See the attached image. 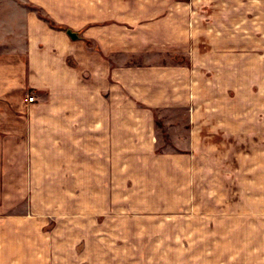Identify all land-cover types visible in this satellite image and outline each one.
<instances>
[{"label": "crops", "instance_id": "obj_1", "mask_svg": "<svg viewBox=\"0 0 264 264\" xmlns=\"http://www.w3.org/2000/svg\"><path fill=\"white\" fill-rule=\"evenodd\" d=\"M25 2L0 16V264H51L65 252L50 250L44 227L50 208L66 206L67 176L87 165L108 176L131 137L146 135L145 111L172 136L184 128L191 151L222 137L234 124L221 117L227 100L241 102L244 43L225 19L210 38L194 0ZM249 14V134L262 143L264 0H250Z\"/></svg>", "mask_w": 264, "mask_h": 264}, {"label": "rangeland", "instance_id": "obj_2", "mask_svg": "<svg viewBox=\"0 0 264 264\" xmlns=\"http://www.w3.org/2000/svg\"><path fill=\"white\" fill-rule=\"evenodd\" d=\"M249 3L241 0L239 14L234 0H194L195 24L203 18L210 38L222 19L231 36L241 27L248 59ZM25 7V0H0V16ZM201 8L213 12L202 17ZM244 59L241 102L227 100L221 117L234 124L222 128V137L191 151L184 128L172 136L177 128L145 111L146 135L131 137L129 158L113 159V173L96 176L87 165L67 176L66 206L50 208L44 227L50 250L65 252L59 260L51 254V264H264V142H251L249 134Z\"/></svg>", "mask_w": 264, "mask_h": 264}, {"label": "built area", "instance_id": "obj_3", "mask_svg": "<svg viewBox=\"0 0 264 264\" xmlns=\"http://www.w3.org/2000/svg\"><path fill=\"white\" fill-rule=\"evenodd\" d=\"M27 101H28L29 103H33V101H34V97H33V96H28V97H27Z\"/></svg>", "mask_w": 264, "mask_h": 264}, {"label": "trees", "instance_id": "obj_4", "mask_svg": "<svg viewBox=\"0 0 264 264\" xmlns=\"http://www.w3.org/2000/svg\"><path fill=\"white\" fill-rule=\"evenodd\" d=\"M49 22V25L53 28H58V26L54 25L52 22H50L49 20H47Z\"/></svg>", "mask_w": 264, "mask_h": 264}, {"label": "water", "instance_id": "obj_5", "mask_svg": "<svg viewBox=\"0 0 264 264\" xmlns=\"http://www.w3.org/2000/svg\"><path fill=\"white\" fill-rule=\"evenodd\" d=\"M67 34L70 36V37H76L75 34L71 33V32H67Z\"/></svg>", "mask_w": 264, "mask_h": 264}]
</instances>
